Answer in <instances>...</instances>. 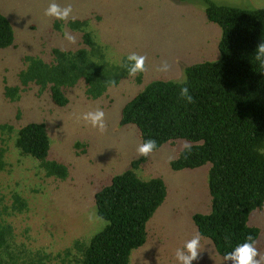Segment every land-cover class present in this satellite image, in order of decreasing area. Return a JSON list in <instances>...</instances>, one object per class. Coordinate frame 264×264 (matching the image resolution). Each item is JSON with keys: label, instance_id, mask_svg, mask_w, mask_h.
<instances>
[{"label": "rangeland", "instance_id": "rangeland-1", "mask_svg": "<svg viewBox=\"0 0 264 264\" xmlns=\"http://www.w3.org/2000/svg\"><path fill=\"white\" fill-rule=\"evenodd\" d=\"M210 1L246 9L264 7V0ZM53 2L72 6L67 22L45 15ZM208 2L0 0V12L11 23L15 37L12 46L0 49V126H4L0 127V197L17 264H63L67 250L78 255L80 249L75 246L87 243L108 224L97 213L95 194L114 176L134 169L133 162L138 160L137 175L145 180L161 178L167 195L147 223V241L133 250L129 264H182L176 251L187 255L185 246L197 235L201 252L192 264H235L225 260L213 241L200 234L194 220L196 214L212 211L211 163L174 170L172 161L188 144L183 139L154 149L148 157L140 156L137 148L143 142L138 128L120 124L126 102L150 82L183 80L188 66L220 58L222 28L207 18ZM84 21L86 25L78 26ZM86 31L92 33L94 47L101 51L103 60L97 63L101 70L127 63L128 55L136 53L147 57V71L140 78L127 73L97 98L87 95L82 79L66 90L69 103L65 106L55 104L49 90L42 92L32 84L23 87L20 74L29 65V57L52 63L55 48L71 51L82 47ZM90 54L96 60L93 52ZM164 62L171 66L169 71H158ZM19 86L15 98L7 97V87ZM96 110L105 114L104 133L83 120L85 113ZM31 122L45 123L49 160L63 165L66 179L48 176L38 159L24 156L16 147L18 130ZM17 199L25 205L21 207ZM91 212L96 217L89 220ZM262 213L264 208L250 216L251 224L257 215L261 228L255 246L263 237Z\"/></svg>", "mask_w": 264, "mask_h": 264}, {"label": "trees", "instance_id": "trees-1", "mask_svg": "<svg viewBox=\"0 0 264 264\" xmlns=\"http://www.w3.org/2000/svg\"><path fill=\"white\" fill-rule=\"evenodd\" d=\"M208 3L207 18L222 28L220 58L185 69L194 102L180 98L176 81L154 80L126 102L120 124L135 125L143 143L156 141L155 149L180 139L187 141L190 147H183L171 163L174 170L211 163L212 211L196 214L194 220L200 234L210 238L225 257L248 235L256 241L260 234L249 219L264 206V57L257 59L256 53L264 43V7ZM14 40L12 25L0 12V49L12 46ZM82 44L71 51L55 48L52 63L29 57V65L20 74L23 87L32 84L42 92L49 90L53 102L65 106L69 103L66 90L80 80L87 84V95L97 98L128 73L126 66L131 62L98 68L101 51L94 47L91 32H84ZM21 87H7V97L15 98ZM15 144L24 156L38 159L48 176L68 177L61 163L49 160L45 123L22 126ZM140 162H133V168ZM134 169L114 176L95 194L97 213L108 224L87 243L75 246L80 249L78 255L67 250L63 264H129L133 250L147 241V223L165 201L167 189L161 178L145 180ZM17 201L21 207L25 205ZM1 203L0 197V264H17L11 250V227L2 218Z\"/></svg>", "mask_w": 264, "mask_h": 264}, {"label": "clouds", "instance_id": "clouds-1", "mask_svg": "<svg viewBox=\"0 0 264 264\" xmlns=\"http://www.w3.org/2000/svg\"><path fill=\"white\" fill-rule=\"evenodd\" d=\"M72 6L68 5L66 7H61L56 3H50L48 8L45 10V15L50 18H55L63 22H67L72 14ZM67 38L75 43V38L73 36L67 35ZM257 59L264 57V43L258 45L257 50ZM127 60L131 62L130 66L127 67L129 77H135L138 73H145L146 68V56H142L136 53L129 54ZM170 65L167 62H164L162 67L158 71L167 72L170 69ZM176 83L179 85L180 98L186 100L188 103H193V97L189 93V88L187 87L186 78L183 80H178ZM104 112L102 110L90 111L83 115V120L90 122L91 126L97 129L100 133L107 131V125L104 121ZM185 147H190L185 145ZM156 148V141L149 139L143 144L139 145L137 148V154L140 156L148 157L150 153ZM89 220H92V217H96L95 212L88 214ZM107 223V222H106ZM256 241L252 235L246 237V241L243 244L238 245L234 252L228 253L225 255V260H232L235 264H262L264 262V254H261L256 246ZM187 255L182 251H176V259L182 261V264H192L193 260H197L200 256V236L197 235L193 239L187 242L186 244ZM259 257V259H258Z\"/></svg>", "mask_w": 264, "mask_h": 264}, {"label": "crops", "instance_id": "crops-1", "mask_svg": "<svg viewBox=\"0 0 264 264\" xmlns=\"http://www.w3.org/2000/svg\"><path fill=\"white\" fill-rule=\"evenodd\" d=\"M263 208H264V206H263ZM263 208H261V209H263ZM256 216L257 215H254L253 216V220H252V225L250 224V219H249V224L251 225V226H256V227H258L260 230H261V228H260V226H257V221H256ZM261 218H263L264 219V213H262L261 214ZM260 235V234H259ZM259 238V237H258ZM257 241V240H256ZM256 248H257V250L260 252V253H264V232H263V237L261 238V240H260V242H259V244L256 246Z\"/></svg>", "mask_w": 264, "mask_h": 264}]
</instances>
